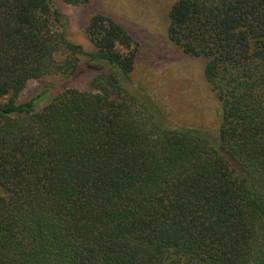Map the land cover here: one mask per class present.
Segmentation results:
<instances>
[{
  "label": "trees",
  "instance_id": "obj_1",
  "mask_svg": "<svg viewBox=\"0 0 264 264\" xmlns=\"http://www.w3.org/2000/svg\"><path fill=\"white\" fill-rule=\"evenodd\" d=\"M90 1L0 0V264H264V0L170 8L169 40L219 102L212 133L131 85L114 18L89 20L93 51L67 39L59 4Z\"/></svg>",
  "mask_w": 264,
  "mask_h": 264
},
{
  "label": "rangeland",
  "instance_id": "obj_2",
  "mask_svg": "<svg viewBox=\"0 0 264 264\" xmlns=\"http://www.w3.org/2000/svg\"><path fill=\"white\" fill-rule=\"evenodd\" d=\"M179 0H91L79 7L59 4L67 39L81 45L86 51L94 46L85 33L89 20L103 14L120 23L136 42V74L131 85L144 88L170 114L171 126L191 124L214 132L220 118V107L211 87L204 78L205 61L189 57L168 38L171 6ZM64 57H61L62 60ZM79 78L71 87L89 88L92 75ZM58 77L47 76L32 81L21 101H28L58 85ZM40 101L38 109L50 103Z\"/></svg>",
  "mask_w": 264,
  "mask_h": 264
}]
</instances>
